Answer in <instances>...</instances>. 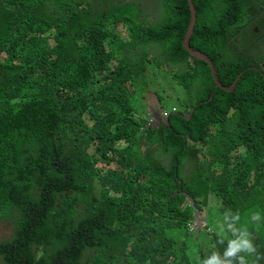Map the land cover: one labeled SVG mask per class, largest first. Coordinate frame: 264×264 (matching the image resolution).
Returning <instances> with one entry per match:
<instances>
[{"label": "trees", "instance_id": "1", "mask_svg": "<svg viewBox=\"0 0 264 264\" xmlns=\"http://www.w3.org/2000/svg\"><path fill=\"white\" fill-rule=\"evenodd\" d=\"M94 1L0 0V54L7 56L0 58V225L14 226L0 258L4 264H188L191 244H198V255L205 251L195 225L203 199L221 186L235 194L253 179L251 187L264 184V77L248 70L226 92L216 87L209 63H191L184 45L189 0H163L160 20L137 28L135 4ZM194 1L199 20L192 45L213 60L228 87L255 64L232 53L228 12L245 23L256 8L248 1ZM120 23L128 24L129 41L113 33ZM149 45L187 68L173 75L189 94L173 107L182 136L145 132V152L106 170L107 149L126 139L117 118L122 100H129L126 84L146 76L149 53L136 51ZM97 72L106 73L104 88ZM140 86L147 91L146 83ZM215 125L222 126L216 136ZM156 145L172 157L171 166L158 159ZM240 148L246 149L242 163V156H231ZM197 155L187 174L186 161ZM216 164L223 169L214 171ZM232 201L225 198L223 212L233 210ZM259 203L264 208V194ZM240 214L241 224L251 223L252 213ZM214 234L208 250L223 249ZM255 243L264 254V232Z\"/></svg>", "mask_w": 264, "mask_h": 264}, {"label": "clouds", "instance_id": "2", "mask_svg": "<svg viewBox=\"0 0 264 264\" xmlns=\"http://www.w3.org/2000/svg\"><path fill=\"white\" fill-rule=\"evenodd\" d=\"M122 3H133L137 7L140 18L137 20V23L134 24L135 28L139 27L140 25L141 26L142 25L150 26V25L156 24L160 20L162 13H163V9L165 7L163 5V2H162V8L159 10V12L156 15L157 20L153 23H151V22L149 23L147 21V19L143 16V14L140 10V7L136 2L123 0ZM189 3H190V1H189ZM194 3H195V1H194ZM195 5H196V3H195ZM190 7H191V11H192L191 4H190ZM196 7H197V5H196ZM197 9H198V7H197ZM198 20H199V9H198ZM198 20H197V23H198ZM192 21H193V11H192L191 23H192ZM191 23H190V27H191ZM197 23H196V25H197ZM120 24H125V23H120ZM126 25H127V31H128V24H126ZM190 27H189V30H190ZM116 28H114V29H116ZM195 29H196V26H195ZM189 30L187 31V34H188ZM194 33H195V31H194ZM115 34H117V33H115ZM187 34H186V37H187ZM120 37H121V35H120ZM186 37H185V39H186ZM192 37H193V35H192ZM109 38L110 37H108L107 39H109ZM121 39L123 41H129L130 40L129 32H128V39L127 40L124 39L123 37H121ZM185 39H184V45H185ZM191 44H192V38H191ZM185 47H186V45H185ZM153 48H154V50H153ZM186 49H187V47H186ZM195 49H197V48H195ZM198 50H200V49H198ZM145 51H148V53H149V56L144 59L145 65L147 68L146 76H145V78L142 79L141 83H138L135 85H131L130 83L126 84V89L128 91V94H129V100H126V101L122 100L123 114L120 117H117L118 118V126L120 127L121 131L126 135V139L121 140V142H115L113 145H111L107 149L105 159L103 160V163H106L107 165H109V164L118 165L117 162L123 163V162L129 161V160L134 161V157H135L138 150L142 151V153L145 152L147 150V148L149 147V139H148V137H146L145 132L150 133L151 135H154V133L159 131V130L160 131L162 130L164 133L171 132V138L174 140H178L182 136L183 124L177 118V114H178L177 109H173V110L166 109L164 106H162L160 100H159L160 104L164 110L157 111L158 114L150 112L149 108L147 107L146 108L147 113L145 114L144 119H140L139 116L137 115V108L132 103V97H134L136 95V93L135 94L131 93L129 88H130V86L134 87V86H138L142 83L147 84L148 72H150L151 69H156L153 64H156V63L158 65L162 64V66H165L166 64H170L171 67H178L179 68L178 70H175L174 68L170 70V73H171L174 81H176L174 79V76H173L174 74L183 73L187 70V68L184 66H180V65H177V64L170 62L169 60H166L163 56L162 51L155 45H149L147 47H142V46L139 47L136 51L137 57H143V54L145 53ZM158 51L161 54L162 58H159L157 56ZM189 53H190V51H189ZM202 53H204V51H202ZM204 54H206V53H204ZM190 55L192 56V58L190 60L191 63L194 62V59L205 61L203 59L194 57L191 53H190ZM205 62H207V61H205ZM111 63H115L114 67H112ZM111 63H110L111 68H115L117 66V62L114 61ZM259 67H260V64H256V66L252 65L250 68H248L244 71L247 72L248 70H255L254 68H259ZM259 69L264 73V60H263V69H261V68H259ZM255 71H257V70H255ZM102 73H103L102 83L100 85L103 87V86H105V83H106V81H105L106 73L105 72H102ZM259 73H261V72H259ZM261 75H262V73H261ZM95 78H96V75H95ZM240 79H242V78H240ZM96 81L98 82L97 79H96ZM230 86H228V87H230ZM216 87L219 88L217 85H216ZM221 90L226 91L224 89H221ZM226 92H233V91H226ZM145 101H146V106H147L148 103H147L146 98H145ZM131 111H133V114H131ZM212 127H220V131L222 129L221 125H215ZM212 127H211V129H212ZM165 128H169V129L165 130ZM135 132H136V136H135ZM211 133H212V131H211ZM217 134L218 133H215V134L212 133V135H214V136H216ZM136 137L141 138L142 139L141 142H139V140H137ZM191 142H192V144H196L195 142H193V140H191ZM199 148H201V147L198 146V149ZM205 150H207L209 152V150L207 148H203L202 158H204V159L207 158V155H208V152H207L206 157H204L205 156V153H204ZM155 152H156L158 159L162 163H164L168 166H171V164L173 163L172 157L165 153L163 147L156 145L155 146ZM167 157H169V158H167ZM167 162H169V164ZM187 165H188V162L186 161V169L185 170H186L187 174H190L192 171H190L187 168ZM118 166L120 167V165H118ZM214 171H217V170H214ZM200 212H202V210H200L198 208L197 212H196L198 219L200 218ZM250 222L252 224H255L256 226H259L261 222H264V215H262L260 212H253L251 214V217H250ZM196 223H195V225H196ZM196 227H197V229L198 228L201 229V226L198 227L196 225ZM217 227H218L217 244L225 245L223 247V249H219V248H217L216 245H212L210 247V250L204 251L203 256L197 255L194 258H192V264H261L260 261L264 260V254H260L258 252V247L255 243L253 233H252V231H250L249 226L247 224H241V214L239 211L233 212V210L230 208L226 209L222 214L221 220L218 222V226H214L213 229H215ZM202 228H205L206 230H208L210 228V226H208V223L205 222V224L203 225ZM213 232H214V230H213ZM212 237L209 239L210 242H212L214 239V236H212Z\"/></svg>", "mask_w": 264, "mask_h": 264}, {"label": "rangeland", "instance_id": "3", "mask_svg": "<svg viewBox=\"0 0 264 264\" xmlns=\"http://www.w3.org/2000/svg\"><path fill=\"white\" fill-rule=\"evenodd\" d=\"M91 1V0H89ZM126 1H134L136 2L140 10L143 14V16L147 19V21L150 23H153L157 20V13L162 8V0H126ZM100 2H103V0H95L94 3L98 4ZM114 33H117L121 35L124 39H128V31H127V25L126 24H119L116 29H113ZM96 44H94L91 48L95 47ZM96 48H99L97 46ZM105 49L98 51L99 54H102ZM154 50V48H153ZM157 56L159 58H162L161 54L158 51ZM7 56L5 54H0V58L4 60ZM258 59H264V44H263V51L258 56ZM112 67H114L115 63H111ZM156 69H151L150 72H148L147 77V91L144 90L142 86H130V92L136 93L134 97H132V103L137 108V115L140 119L145 118L146 108H149L150 112L158 114L157 111L164 110L162 106H164L168 110H172L174 106H180L181 104L185 103L189 99V94L186 88L182 85H180L178 82L174 81L172 78V75L170 73L171 69L178 70V67H171L170 64H166L165 66H162V64H153ZM102 72H98L96 74V79L98 80V83H102ZM104 88V86H103ZM146 95V96H145ZM158 96V97H157ZM161 100V104L159 101V98ZM147 100L148 105L146 106ZM89 120V118L87 117ZM212 133H219L220 127H212L211 129ZM136 136V132H135ZM246 149L240 148L237 152H234L231 154V156H237L240 155L242 158H238L240 163H242V159L246 157L244 154ZM207 150H205V156L207 154ZM169 158V157H167ZM198 161V155L195 158H190L187 160L188 165L187 168L194 172V164L193 162ZM169 164V162H167ZM102 166V165H101ZM103 167L106 170H115V169H121L118 165L115 164H109L103 163ZM222 164H216L214 170L221 171L223 169ZM189 172V171H188ZM188 179L189 177L186 176ZM255 183V179H253L250 182H246L243 187L238 188L237 193H232V189L225 190L223 186H221V190H212V193L210 194L209 198L207 200L203 199L201 202V207L205 205V207L202 209V212H200V218L197 220L196 225L198 227L201 226L203 235L200 236V238L197 240L200 243V246L205 249V251L208 250L209 247V239L212 236H214L213 227L218 226V222L222 218L223 209H225V198L226 197H232L233 201L230 203L233 207V212L239 211L242 212H260L262 215L264 214V208L260 205V201L263 199L264 194V184L259 187H251ZM249 186V187H248ZM200 190H202V185L200 186ZM203 191V190H202ZM205 222L208 223V226L210 228L206 230L205 228H202ZM250 231H252L253 228L256 227L255 224H248ZM216 232L218 231V228H215ZM264 232V225L258 228L257 233H253L254 240H258L261 236V234ZM14 237V226L12 222L5 221L2 222L0 225V244L5 243L7 241H10ZM202 250V251H203ZM188 255V264H192V258L198 255V244H191V247L187 250ZM0 264H4V261L0 258ZM185 264V263H184Z\"/></svg>", "mask_w": 264, "mask_h": 264}, {"label": "flooded vegetation", "instance_id": "4", "mask_svg": "<svg viewBox=\"0 0 264 264\" xmlns=\"http://www.w3.org/2000/svg\"><path fill=\"white\" fill-rule=\"evenodd\" d=\"M248 1L256 10H249V20L240 22L231 11L228 12V39L232 53L238 56H246L250 62L260 64L263 69V60L258 56L263 51L264 44V0H239ZM238 24H244L238 27Z\"/></svg>", "mask_w": 264, "mask_h": 264}, {"label": "water", "instance_id": "5", "mask_svg": "<svg viewBox=\"0 0 264 264\" xmlns=\"http://www.w3.org/2000/svg\"><path fill=\"white\" fill-rule=\"evenodd\" d=\"M190 1V4L192 6V11H193V21L191 23V27H190V30L187 34V37L185 39V45L187 47V49L190 51V53L194 56V57H197V58H200V59H203L205 61H207L210 66H211V69H212V75H213V78L215 80V83L216 85L221 88V89H224L226 91H234V89L236 88V85H237V82L240 80V78H242L246 71H243L242 73H240V75L238 76V78L234 81V83L230 86V87H225L222 85V83L219 81V77L217 75V71L214 67V64H213V61L204 53H202L201 50H198V49H195L192 44H191V38H192V35L195 31V26H196V23H197V20H198V9L194 3V0H189ZM255 70L259 71L262 73V75L264 76V73L259 69V68H254Z\"/></svg>", "mask_w": 264, "mask_h": 264}]
</instances>
